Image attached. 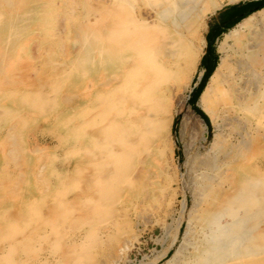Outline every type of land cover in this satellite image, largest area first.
Wrapping results in <instances>:
<instances>
[{
  "label": "rangeland",
  "instance_id": "rangeland-1",
  "mask_svg": "<svg viewBox=\"0 0 264 264\" xmlns=\"http://www.w3.org/2000/svg\"><path fill=\"white\" fill-rule=\"evenodd\" d=\"M121 1L123 20L129 19L130 2L135 3L132 16H136L138 0ZM239 1L223 2L216 11ZM106 3L0 0V264H182L192 250L190 244L175 259L172 256L198 236L187 230L188 213L196 201L205 207L214 196L222 153L231 142L237 143L232 114L224 118L217 113L211 122L196 105L197 98L195 105L206 115V123L188 103L203 72L199 59L191 87L182 93L183 104L174 108L166 175L145 164L155 144L150 136L133 143L122 156L107 155L109 149L121 147L127 134L117 126L122 136L111 137L103 128L124 118L127 102L122 89L109 99L110 91L99 94L102 97L91 93L107 88L113 76L104 59L93 61L97 51L99 57L105 56ZM216 11L207 16L206 29ZM221 37L214 42L217 61ZM251 39L245 31L239 41L231 42L228 53L233 64H251L250 56L261 57L260 50L253 56L248 52ZM125 62L116 60L113 82ZM241 73L245 79L247 71L242 68ZM214 134L219 135L215 146ZM248 144L246 153L254 161L261 150L254 141ZM112 162L119 168L116 173L95 184ZM97 189L107 198L100 202L106 218L104 211L98 217L92 214ZM256 191L264 195V183ZM259 206L264 207V200ZM198 212L192 214V225L201 223ZM104 225L109 226L108 235L100 233ZM80 239L90 245L78 247ZM257 241L264 244L260 238ZM256 245L251 253L255 250L258 257L242 253L228 258L238 259V264H264L263 246Z\"/></svg>",
  "mask_w": 264,
  "mask_h": 264
},
{
  "label": "bare ground",
  "instance_id": "bare-ground-1",
  "mask_svg": "<svg viewBox=\"0 0 264 264\" xmlns=\"http://www.w3.org/2000/svg\"><path fill=\"white\" fill-rule=\"evenodd\" d=\"M106 1L108 18L104 23L105 56L99 57V51H97L93 55V61L99 62L104 59L113 76L107 88L102 91L93 89L91 93L99 97V94L110 91L109 99L118 89H122L125 93L123 99L127 102L124 118L121 121H111L103 128L102 132L111 137L120 135L116 132L117 126L118 128L122 126L127 134L124 141L120 142L121 147L109 149L107 155L114 159L118 155L122 156L127 148L132 150L133 143L146 140L150 136L155 140V144L147 153L145 164L166 175L167 153L172 152L171 141H169L171 139L167 134L173 119L174 108L176 105L183 104L182 93L191 87L196 64L203 52L205 43L203 33L206 30L207 16L218 10L223 2L233 3L238 0H138L137 6L135 5L137 14L134 17L132 11L135 9L133 6L135 3L126 2L129 12L128 20L122 18L121 0ZM245 31H248L253 38L251 44H248L250 47L248 52L250 51L253 56L254 52L258 54L256 51L260 50L261 57L250 56L251 64H241L240 61H235L233 64L228 53L229 46L231 42L239 41ZM216 50L219 52L217 64L200 92L196 105L205 112L211 122H214V116L217 113H221L219 115L224 118L232 114V126L237 134V143H229L230 146L222 153L214 196L209 199L205 207H201L200 202L196 201L193 210L188 213L187 230L189 233L197 232L198 236L196 240L189 238L187 243L184 242L185 246L183 248L180 246L181 248L177 249L172 256L171 259H175L177 254L184 251L186 245L190 244L192 250H189L181 259L182 264H238L236 263L238 259L234 262L228 257L251 253L253 244L255 247L260 240L256 244L254 241L258 238L264 240L262 238L264 226L261 227L264 223V207L259 206L263 203L264 195L256 191L258 185L264 183V8L249 14L225 32L218 41ZM119 58L125 59L126 62L118 81L113 82L116 60ZM242 68L247 71L245 79H242ZM107 94H105L106 97ZM103 116H105L104 113ZM218 138L219 135L214 134L211 145H214ZM253 141L261 150L260 157L254 161L251 160V155L246 153L249 150L248 143ZM238 143L242 147L239 148ZM120 161V159L116 160V162ZM116 164L112 162L108 165L104 171L105 174L94 180L95 184L99 186L100 182L114 175L118 168ZM103 195V192L99 193L97 189L93 196L95 208L92 214L95 217L103 211V214L107 213L100 203ZM196 211L200 212L201 223L198 222L199 224L195 226L192 225L194 222L192 214ZM106 216L105 214L104 217ZM102 223L104 224L103 221ZM13 231L15 232L14 228ZM100 233L108 235L109 226L101 227ZM96 240L93 239V242H97ZM81 243L87 246L88 241L84 243L80 239L78 247ZM259 245L263 246L264 251V244ZM80 248L85 247L80 246ZM251 255L258 257L255 250ZM242 257L244 258L241 256L239 262H242ZM80 258L82 256L77 259ZM246 261L249 260L246 259Z\"/></svg>",
  "mask_w": 264,
  "mask_h": 264
},
{
  "label": "trees",
  "instance_id": "trees-1",
  "mask_svg": "<svg viewBox=\"0 0 264 264\" xmlns=\"http://www.w3.org/2000/svg\"><path fill=\"white\" fill-rule=\"evenodd\" d=\"M264 8V0H248L245 2H239L236 4L225 6L220 14L217 24L209 25L208 31L205 33L204 38L206 40V46L204 53L200 57L199 67L203 69L202 75L197 83L196 87L198 89L196 95L192 98V90L189 94L188 103L192 109L207 123L206 115L195 105V101L198 98L200 92L202 91L209 75L212 73L216 66L217 54L215 52L213 38L210 33L215 36H219L222 32H225L227 29L236 24L240 19H242L247 14L252 11L255 12ZM208 57V61L206 58Z\"/></svg>",
  "mask_w": 264,
  "mask_h": 264
},
{
  "label": "crops",
  "instance_id": "crops-1",
  "mask_svg": "<svg viewBox=\"0 0 264 264\" xmlns=\"http://www.w3.org/2000/svg\"><path fill=\"white\" fill-rule=\"evenodd\" d=\"M224 8H222V9H220L219 11H217L216 12V14L209 20V22H208V24L209 25H214V24H217L218 23V21H219V18H220V16L222 15V14H220L221 12H222V10H223ZM251 13H253V11L251 12ZM251 13H249V14H251ZM249 14H247L246 16H248ZM246 16H244L243 18H245ZM242 18V19H243ZM242 19H240V20H242ZM239 20V21H240ZM238 21V22H239ZM237 22V23H238ZM236 23V24H237ZM236 24H234L232 27H234ZM232 27H230L229 29H231ZM229 29H227L226 31H228ZM207 31H208V26H207V29H206V32L205 33H207ZM225 31V32H226ZM225 32H222L220 35L222 36ZM210 35H212V38H213V43L215 42V40L219 37V36H215L214 34H212V33H210ZM204 40H205V38H204ZM205 44H206V40H205ZM203 70V69H202Z\"/></svg>",
  "mask_w": 264,
  "mask_h": 264
}]
</instances>
